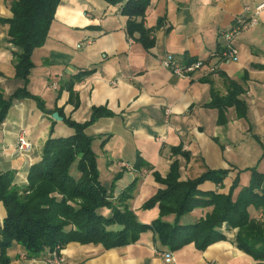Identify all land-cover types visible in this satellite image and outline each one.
Listing matches in <instances>:
<instances>
[{"label":"crops","instance_id":"crops-1","mask_svg":"<svg viewBox=\"0 0 264 264\" xmlns=\"http://www.w3.org/2000/svg\"><path fill=\"white\" fill-rule=\"evenodd\" d=\"M13 1L0 0V18L12 17ZM263 1L150 0L144 22L154 28L151 49L128 37L121 4L61 0L58 5L44 45L34 51L28 88L47 109L64 107L76 121L88 120L96 106H106L113 112L98 119L87 132L100 135L94 146L98 160L102 156L106 159L107 182L120 174L113 197L138 178L131 205L143 222L150 223L158 216L157 207L144 210L141 206L160 187L152 171L167 174L174 158L173 146L182 144L191 154L189 162L180 157L182 180L208 169L229 170L221 185L203 182L199 187L204 191L228 193L238 175L244 186L250 180L251 168L264 173V10L255 26L236 35V58L225 61L214 55L235 18L248 16L246 7ZM8 28L0 21V92L6 96L24 85L16 77L17 48L8 40ZM168 57L181 63L191 59L218 63L219 71L210 75L199 70L191 78L179 77L163 66L162 61ZM79 71L90 72L75 82L80 102L74 108L68 102L65 85ZM231 81L242 88L239 98L246 104V114L241 116L235 106H229L226 120L220 124L219 109L207 104L213 93L226 96ZM52 113L41 110L34 99L25 98L10 108L0 125V171L13 170L16 186L27 185L31 165L41 158L50 136ZM21 132L33 144L29 154L17 150ZM72 132L63 120H55L53 136ZM104 139L106 144L101 148ZM137 152L154 169L136 170L133 164ZM211 208H195L181 217V223H194ZM250 213L261 216L254 208ZM4 217L0 201V227ZM174 218V214L165 217L170 222ZM222 232L227 239L202 251L190 243L171 252L148 230L135 242L110 248L102 243L71 242L63 253L70 264H264V260L255 259L236 245L235 230L223 226ZM46 252L31 257L24 246L14 242L8 249L9 264H48ZM165 252H171L174 261H167Z\"/></svg>","mask_w":264,"mask_h":264},{"label":"trees","instance_id":"trees-1","mask_svg":"<svg viewBox=\"0 0 264 264\" xmlns=\"http://www.w3.org/2000/svg\"><path fill=\"white\" fill-rule=\"evenodd\" d=\"M112 5L121 4V13L127 17L126 32L130 39L137 40L151 49L155 40L154 28L145 25V13L150 0H105ZM61 0H15L11 3V18H0L7 23L8 40L14 51L16 77L24 82L11 95L0 92V125L5 121L10 108L25 98L34 99L46 113L57 111L67 126L73 129L69 135L53 136L55 120L51 118L50 136L45 141L41 158L33 163L27 174V185H15L13 170L0 171V201L4 205L5 217L0 227V261L9 264V247L19 243L27 255L38 256L71 242L102 243L110 248L135 242L143 232L151 230L157 241L177 251L193 243L202 251L210 244L227 239L222 227L235 230L236 245L253 256L264 260V173L251 168V177L246 185L235 178L228 193L204 191L200 185L213 181L221 185L229 170L208 169L201 175L181 179V160L190 161L191 154L182 144L171 147L174 157L165 176L153 170L159 188L141 206L148 210L158 208V216L150 223L139 219L132 208L131 200L137 187L135 178L116 197L111 187L101 182L98 153L94 142L100 135H91L87 129L102 117L114 115L106 106L93 107L86 121H76L64 107L46 108L44 101L28 88L30 73L34 67L35 49L44 45L55 12ZM197 59H191L195 61ZM90 71H79L65 88L74 108L79 106V97L74 90L75 82ZM242 88L230 82L226 96L213 93L207 104L219 109L220 124L224 123L225 109L235 106L239 115L246 114V104L239 98ZM106 139L101 142V148ZM133 167L152 170L153 166L137 152ZM120 174L117 176V178ZM198 207H212L204 217L189 224L181 223V217ZM261 212L253 217L251 209ZM174 214L172 222L165 219Z\"/></svg>","mask_w":264,"mask_h":264},{"label":"built area","instance_id":"built-area-1","mask_svg":"<svg viewBox=\"0 0 264 264\" xmlns=\"http://www.w3.org/2000/svg\"><path fill=\"white\" fill-rule=\"evenodd\" d=\"M263 10L264 1L258 3L254 7H246L248 16H239L235 18L231 28L224 34V44L214 55L225 61L236 58L238 55V49L234 44L236 35L243 30L255 26L258 23L259 15ZM162 64L164 67L170 69L174 74L183 78H191V76L199 70H205V72L210 75L217 74L219 71L218 63H208L206 60L201 59L181 63L168 57L162 61ZM32 148V142L26 137L24 132H21L18 136L17 150L22 154H29ZM163 256L167 261H174L173 254L171 252H165L163 253ZM46 260L48 264H70L60 247H57L55 250L50 252Z\"/></svg>","mask_w":264,"mask_h":264},{"label":"rangeland","instance_id":"rangeland-1","mask_svg":"<svg viewBox=\"0 0 264 264\" xmlns=\"http://www.w3.org/2000/svg\"><path fill=\"white\" fill-rule=\"evenodd\" d=\"M99 153V152H98ZM99 155V154H98ZM98 164H99V170H101L102 172V175H103V178L105 179V181L103 180V183L107 186V187H111V185L114 184V187L115 186V183H116V179L117 178H114L112 181L110 182H107L106 178H105V170H106V159L102 156L100 157V159L98 160Z\"/></svg>","mask_w":264,"mask_h":264},{"label":"water","instance_id":"water-1","mask_svg":"<svg viewBox=\"0 0 264 264\" xmlns=\"http://www.w3.org/2000/svg\"><path fill=\"white\" fill-rule=\"evenodd\" d=\"M52 118L54 120H59V121L63 120V117H61L57 111L52 113Z\"/></svg>","mask_w":264,"mask_h":264}]
</instances>
